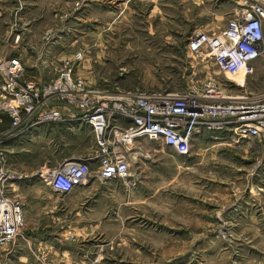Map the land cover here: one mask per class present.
<instances>
[{"label":"rangeland","instance_id":"obj_1","mask_svg":"<svg viewBox=\"0 0 264 264\" xmlns=\"http://www.w3.org/2000/svg\"><path fill=\"white\" fill-rule=\"evenodd\" d=\"M28 2L40 35L73 25L82 37L75 47H81L82 64L92 72L78 76L99 91H183L211 77L240 94L213 64L188 57L186 45L196 31L222 30L242 0ZM244 90L264 94V57L254 63ZM72 150L31 148L33 164L46 165L33 175L27 198L16 187L28 174L11 168L8 159L22 177L11 195L22 204L24 228L26 209L54 248L50 258L38 254L36 263L264 264L263 143L230 144L225 135L215 140L205 134L196 137L189 155L179 156L139 140L130 151L125 180L93 187L90 180L67 196L47 192L43 177L78 160Z\"/></svg>","mask_w":264,"mask_h":264},{"label":"built area","instance_id":"obj_2","mask_svg":"<svg viewBox=\"0 0 264 264\" xmlns=\"http://www.w3.org/2000/svg\"><path fill=\"white\" fill-rule=\"evenodd\" d=\"M186 52L192 60L213 64L240 94L211 77L183 91L106 93L76 74L84 60L82 50L63 59L56 77L41 86L23 81L18 57L0 61V115L9 120V128L0 133V249L12 244L24 228L22 204L11 195L22 177L9 167L5 144L35 127L64 122V107L91 128L97 169L92 172L88 159L81 158L43 177L50 192L60 196L91 178L125 180L130 151L139 140L157 143L179 156L189 155L196 137L205 134L215 140L225 135L230 144H264V94L252 96L244 90L254 63L264 57V1L242 0L218 33H192Z\"/></svg>","mask_w":264,"mask_h":264},{"label":"crops","instance_id":"obj_3","mask_svg":"<svg viewBox=\"0 0 264 264\" xmlns=\"http://www.w3.org/2000/svg\"><path fill=\"white\" fill-rule=\"evenodd\" d=\"M32 17V8L28 0L19 2L0 0V61L18 57L24 68L23 81H34L41 86L52 80L48 77L49 75L57 74V69L63 59L82 50L81 47H75L78 39L82 37L76 34L77 31L72 27L73 25L69 27L63 25L58 29L50 28L45 31L44 35H40L39 30L34 28ZM48 19V17L44 19L41 25H46ZM86 73H92L91 67L81 63L76 74L80 76ZM61 110L66 119L64 122L35 127L5 144L10 167L28 174L29 178L16 187L26 198L31 196L33 191L35 184L33 175L35 176L39 170L43 171L46 165V163L39 166L33 164L29 157L32 147L36 149L39 147L47 153L50 151L56 153L72 146L73 153L80 157L79 159H88V166L92 172L97 169V163L93 159L96 154V145L91 128L81 122L72 109L64 107ZM8 128V118L0 115V133ZM90 180H93L90 187L99 181L94 178ZM90 180L86 185L79 187L88 186ZM38 181L42 182L41 179ZM47 192H50L48 187ZM24 212L27 225L12 244L0 249V262L6 260L9 264H38L34 261L38 254H44L45 257L43 256L42 259H46V257L50 258L51 252L54 251V248L42 236L43 228L33 225L32 215L28 216L30 213L26 209Z\"/></svg>","mask_w":264,"mask_h":264}]
</instances>
